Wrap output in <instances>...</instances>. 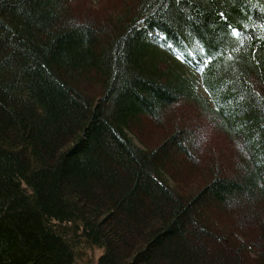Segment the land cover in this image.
Masks as SVG:
<instances>
[{"label": "trees", "instance_id": "16d2710c", "mask_svg": "<svg viewBox=\"0 0 264 264\" xmlns=\"http://www.w3.org/2000/svg\"><path fill=\"white\" fill-rule=\"evenodd\" d=\"M262 12L125 0L105 19L74 0H0V264H80L86 248L97 264H264V29L236 52L225 27ZM197 41L221 51L204 73L179 58ZM182 103L236 147L188 192L194 127L135 141Z\"/></svg>", "mask_w": 264, "mask_h": 264}, {"label": "rangeland", "instance_id": "374dc122", "mask_svg": "<svg viewBox=\"0 0 264 264\" xmlns=\"http://www.w3.org/2000/svg\"><path fill=\"white\" fill-rule=\"evenodd\" d=\"M125 0H74L76 10L82 16L89 18L103 17L105 19L119 12ZM181 59V58H180ZM195 75L200 76L199 72L194 71ZM199 91H204L199 87ZM170 117L162 126H155L147 120H143V132L136 135L135 141L145 147L153 148L167 136L176 126L194 127L200 136V152L195 155L196 161L200 163L198 169L189 178L183 177L180 186L182 191L188 192L202 183L203 176H208L207 167L214 163L232 164L235 160L236 150L229 138L205 116L196 106L182 103L171 110ZM197 154V153H196ZM223 166V165H222ZM102 250L97 248H86L80 259V264H95ZM97 264V263H96Z\"/></svg>", "mask_w": 264, "mask_h": 264}, {"label": "snow or ice", "instance_id": "6c2138e0", "mask_svg": "<svg viewBox=\"0 0 264 264\" xmlns=\"http://www.w3.org/2000/svg\"><path fill=\"white\" fill-rule=\"evenodd\" d=\"M180 2H181V0H175V3H177V4H180ZM161 4H166V0H161ZM261 15L264 16V12H262ZM219 16H220L221 20L227 21V17L225 16L223 11H221L219 13ZM258 18H260V17H258ZM225 27L229 31L231 37L237 38L238 43H239V47H236L233 50L236 52H239L240 48H242L244 46V43H245L244 37L245 36H247L248 39H252V35L255 34V29L257 27H259L260 29H264V19L261 20V23H259V25H257V24H252V25L244 24L241 27V26H233L232 23H226ZM249 27H251L253 29L252 34H249L247 32V29ZM149 36L153 37L154 39L165 38V37H162L159 32H156L155 34L152 32H149ZM196 45L197 46L195 49L188 48L186 46L187 56L185 57L184 54H181V56L179 58L184 60V62L191 64L195 68L196 71L204 73L205 69L211 64V62L213 61L215 56L221 54V51L220 50H215V51L208 50L205 46L200 44V41H197ZM169 47H171V45H169ZM232 58H233L232 54H231V52H229L228 53V59H232ZM257 63H259V62L257 61Z\"/></svg>", "mask_w": 264, "mask_h": 264}]
</instances>
